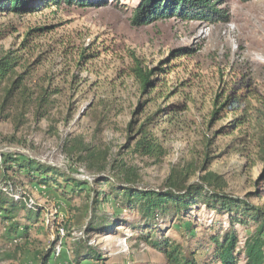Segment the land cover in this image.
Listing matches in <instances>:
<instances>
[{
	"label": "rangeland",
	"instance_id": "374dc122",
	"mask_svg": "<svg viewBox=\"0 0 264 264\" xmlns=\"http://www.w3.org/2000/svg\"><path fill=\"white\" fill-rule=\"evenodd\" d=\"M27 1L36 12L0 14V28L9 29L0 41V56L10 49L18 51L28 29L48 26V32L31 41L30 50L20 51L25 63L17 75L28 71L26 93L39 98L48 89L52 103L45 117H39L34 107L25 110L16 102L0 107V155L27 156L88 181L96 191L69 200L24 179L17 181L42 207L37 227L46 225L47 232L34 230L28 241L23 238L16 244L3 237L0 225V264H40L41 253L71 218L72 223H80L76 229L100 213L115 223H145L140 214L100 203V194L109 185L97 184L95 179L105 177L117 183L115 176L121 168L128 169L134 186L144 191L162 190L174 171H182L188 184L212 172L220 177L215 188L223 187L224 193L264 209V160L254 136L264 118V0H211L227 15L220 22L172 17L143 26L132 22L142 0H108V4L93 0L96 4L90 7ZM184 47L192 48L194 54L183 59L182 68L176 66L164 74V96L143 93L127 70L132 56L150 70L162 62L167 66L165 62L174 59L172 52ZM182 81L189 86H181ZM2 91L3 87L0 105ZM175 91L178 94L171 96ZM228 93L239 99L238 107L231 111L224 107L213 117ZM185 101L189 109L179 111L174 123H161L160 136L167 151L162 161L131 152V121L141 123L169 104ZM247 117L240 128H232ZM76 148L84 160L94 155L93 163L78 162L79 154L72 156ZM192 215L185 220L195 223L198 238L229 227L226 213L203 204ZM166 223L162 227H172L168 234L174 239L186 246L193 244L185 228L179 231L173 227L175 221ZM118 229L114 235L92 236L90 243L99 245L105 257L104 263L96 264H166L162 253L130 239L136 235L131 227ZM235 229L242 240L252 232L242 226ZM75 243L79 241L64 238L57 244L64 258L55 263L67 264Z\"/></svg>",
	"mask_w": 264,
	"mask_h": 264
},
{
	"label": "trees",
	"instance_id": "16d2710c",
	"mask_svg": "<svg viewBox=\"0 0 264 264\" xmlns=\"http://www.w3.org/2000/svg\"><path fill=\"white\" fill-rule=\"evenodd\" d=\"M49 2V4L66 3L81 7H90L96 4L93 0H49ZM108 2V0L103 1L104 4H108ZM4 12L16 15L31 14L36 12V7L27 0H1L0 14ZM226 16L222 15V12L216 8V3H212L211 0H142L135 10L132 22L134 26H143L160 19L177 17L183 20L215 23L226 19ZM48 31V26L28 29L24 33L25 39L18 51L10 49L4 51L0 56V88L3 87L4 94L1 108L16 102L25 110L34 107L39 117H45L52 103L48 96V89H45L41 97L34 98L26 93L29 86L25 80L29 72L25 70L18 75L17 72L25 63L24 54L20 51L30 50L31 41L36 37L43 36ZM8 32V28H0V41L6 37ZM192 54H194L192 48H179L172 52L173 61L165 62L167 66H164V62H162L160 66L150 70L144 69L141 60L133 55L127 70L138 81L143 93H154L157 98H161L164 96L165 83H161L163 78L172 73L176 66L182 68L183 65L179 64ZM83 55L85 58V53ZM161 75L163 76L160 77ZM180 85L189 86L185 81H182ZM175 94H178V91L171 92V96ZM217 105L216 102L215 106ZM238 105L239 99L228 93L220 107L215 108L213 117L224 107L231 111ZM188 109L187 101L171 103L162 108L159 114L148 117L141 123L139 121L136 124V121H131L128 125V132L131 135L129 139L133 142L131 152L153 158L156 162L162 161L167 151L160 136V131L163 129L161 123H174L178 118V112ZM246 121H248V117L244 120L240 118L232 128L237 130ZM254 136L264 160V118L260 120L259 128ZM76 155L78 162L90 165L93 163L91 160L94 155L84 160L82 151L79 152L77 148L74 149L72 156ZM103 167L105 168L104 165ZM0 169L2 171L0 173V225L3 237L16 244L23 238L27 240L34 230L47 232L46 225L37 227L43 214L42 207L32 201L25 189L17 186L19 184L17 181L20 182V179L28 181L31 185L55 192L69 200L96 191L90 187L88 181L62 173L56 167L27 156L1 154ZM182 176V171L178 173L174 171L162 190L146 191L134 186L135 180L132 174L124 168H121L115 176L118 184L111 183L105 177L95 179L97 184L103 181L106 186L109 185L100 194V196L102 195L100 203L140 214L145 223H128L125 220L115 223L114 219L100 213L99 210V215L96 214L94 218L92 217L82 229H76L75 226L80 223H72L75 220L71 218L62 224V228L58 229V237L50 244V248L41 253L40 264H57L56 261L60 262L64 258L63 249L60 251L56 249V245L64 238H73L74 241H79L71 248L67 264L104 263L105 257H102L99 245L93 246L90 243L92 236L114 235L119 230L118 228L125 226L131 227L136 232V235H132L130 239L145 242L162 253L166 264H264V209L256 207L244 199L224 193L223 187L215 188V182L220 180V177L215 173L209 172L201 178L200 182L190 184L187 183L188 181H184ZM96 194L99 196V193ZM96 204L94 206L98 209ZM200 204L219 213H226L229 218L228 229L219 232L212 230L206 239L198 238L195 223L185 220V217L194 216L192 214ZM87 206L90 209V205ZM160 219L164 220V223H159ZM168 221H175L173 227L179 231L185 228L187 240L193 244L186 246L185 243L178 242L169 235L168 232L173 231V228L162 227V225H167ZM235 226H242L252 232L242 240ZM61 229L65 232L64 236L60 234ZM79 232H83V234L78 236ZM61 246L63 247V243Z\"/></svg>",
	"mask_w": 264,
	"mask_h": 264
},
{
	"label": "built area",
	"instance_id": "2783aa9c",
	"mask_svg": "<svg viewBox=\"0 0 264 264\" xmlns=\"http://www.w3.org/2000/svg\"><path fill=\"white\" fill-rule=\"evenodd\" d=\"M60 234H61L62 236L65 235V232H64L63 229L60 230ZM77 234H78V236H81V235L83 234V232H79V233H77ZM16 242H17V241H16ZM127 249H129V247H128L127 244L125 243V250H127ZM58 250L60 251V250H62V249L59 247ZM59 253H60V252H59Z\"/></svg>",
	"mask_w": 264,
	"mask_h": 264
}]
</instances>
